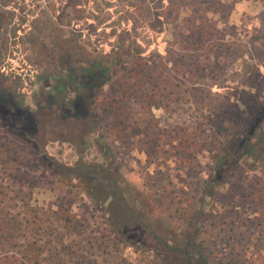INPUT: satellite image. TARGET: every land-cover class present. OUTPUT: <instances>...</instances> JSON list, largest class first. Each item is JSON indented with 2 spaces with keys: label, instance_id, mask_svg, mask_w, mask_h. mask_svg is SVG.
Instances as JSON below:
<instances>
[{
  "label": "rangeland",
  "instance_id": "374dc122",
  "mask_svg": "<svg viewBox=\"0 0 264 264\" xmlns=\"http://www.w3.org/2000/svg\"><path fill=\"white\" fill-rule=\"evenodd\" d=\"M211 1L220 5V13L209 12L205 18L217 22L221 32L225 29L228 47L219 52L215 48L207 56L201 53L195 63L184 55L182 45L172 44L176 27L166 24L162 14L170 0H0V107L27 119L14 125L26 128L23 135L1 122L0 139L22 145L19 171L50 178L42 161L48 156L65 166H97L102 176L111 173L113 181L110 185L105 180L103 185L88 176L83 190L84 183L70 179L71 184L81 185L80 191L72 192V210L81 232L59 247L60 258H65L60 264H178L167 258L164 242L178 248L192 242L193 252L203 254L206 264H264V222L260 219L264 143L256 144L215 186L209 177L213 154H192L177 161L169 144L176 128L207 129L212 124L210 113L228 115L231 109L214 100L217 95L231 96L243 83L264 96V39L250 38L264 36V21L255 18L264 13V0ZM189 3L198 13V5ZM138 54L150 68L163 67L173 75L179 72L180 93L171 86L163 93L168 107L145 110L128 103L126 121L119 127L115 107L95 109L96 125L90 115L69 118L66 107L77 80L79 86L84 83V79L69 78L73 67L79 76L82 68L97 70L85 81L81 98L90 102L89 88L103 84L97 95L110 100L120 96L111 82L130 68L129 59ZM202 69L205 74L215 72L220 80L209 84ZM107 79L110 83L105 84ZM65 115L69 117L60 125L57 118ZM151 116L157 126H148ZM47 129L59 131L54 140L43 138ZM253 153L256 157H251ZM7 172L0 168V183L11 185L4 180ZM46 188L41 183L32 189V205L46 208L67 189L62 184H57L54 193ZM169 190L194 202L198 212L195 240L174 216L161 211L159 204ZM118 191L125 207L117 206Z\"/></svg>",
  "mask_w": 264,
  "mask_h": 264
},
{
  "label": "trees",
  "instance_id": "16d2710c",
  "mask_svg": "<svg viewBox=\"0 0 264 264\" xmlns=\"http://www.w3.org/2000/svg\"><path fill=\"white\" fill-rule=\"evenodd\" d=\"M189 2L190 0H170L168 7L164 8L162 14L166 24L176 27L172 44L182 45L181 50L184 55L196 63L202 55H210L215 48L219 52L221 47L227 48L228 45L225 42L226 33H222L225 29L223 28L221 32L217 28V22L207 21L205 18L209 12L220 13V5L218 6L211 0H192L198 5V13H196L193 11L195 6ZM255 18L262 23L264 13L259 12ZM263 37L261 34L250 36L258 42L263 41ZM240 56H243V52ZM129 61L131 63L130 68H124V71L118 73L111 82L113 86H117V92L120 93V96L110 100H102L97 95L103 84L96 88H89L92 93L90 102L81 98L82 90L86 89L85 81L90 80L97 70L82 68L83 72L79 76L76 67H73V72L69 73V78H72L73 81L75 78L84 79V83L79 86L80 81L77 80L73 99L69 101L70 105L67 104L68 108L66 107L67 115L70 116L67 118L75 120L90 115L91 121L96 125L98 117L95 115V109H105L107 106L115 107L114 109H117V126L119 127L126 121V110L124 109L128 103H135L140 109L145 110L168 107V100H164L163 93L170 86L180 93L178 91L180 87L178 83L179 72L177 71V74L173 75L163 70V67L162 69L161 67L150 68L141 54L131 57ZM203 71L205 69H202L200 73L204 75L209 84H214L220 80L219 75L215 72L211 71L205 74ZM254 72L258 74L259 70L256 69ZM187 73L190 77L194 75L191 72ZM182 75H186V72ZM104 83H110L109 79L105 80ZM253 89L255 88L241 83L238 90L236 88L235 91H231L233 93L231 96L219 97L217 95L214 100L231 110L228 115L220 112L210 113L211 120L209 123L212 124L208 128L206 127L207 129L196 128L193 132L181 128L174 129L169 144L174 147L175 159L180 161V158H188L192 154L211 153L215 158L213 172L209 174L212 184L215 186L228 176L229 171L239 163L244 155L251 153L256 144L264 143V134L261 132L264 123V100H262L264 96L256 95L252 92ZM97 102L100 104L98 105ZM16 116L14 110L7 112L0 107V123L4 121L5 127L11 129L10 131L15 130L21 135L26 128L19 129L14 125L17 122L22 125V122L26 123L27 119L26 117L16 118ZM67 118L66 115L58 117L57 121L63 125ZM16 119L20 120L16 121ZM149 123L148 126H151V123L158 125V121L152 116ZM58 132L47 129L42 136L45 140H54L57 137L54 134ZM255 155L251 157H256ZM22 157V145L16 142L10 143L5 138L0 139V168L3 169V173L8 171L4 180L10 181L12 185L3 184V181L0 183V251H3L2 256H0V264L63 263L65 258H60L59 247L68 237L71 235L79 236L81 232L80 220L76 218L72 210L75 203L72 192L74 190L80 191L81 185L78 187L71 184L70 179L79 180V184L84 183L82 188L84 190L88 186L86 185L88 176L91 177V180L100 179L99 182L103 185L106 181L113 185L111 173L108 176H102L97 166L70 167L55 161L51 157L44 156L42 158L43 166L45 173L50 178H35L19 171ZM41 183H45L46 189L53 193L56 192L57 184H62L67 189L63 195L56 194V201L48 207H39L31 204V191ZM3 185L7 187L3 188ZM113 189L115 191L114 186ZM117 195L120 200L117 206L125 207L124 196L120 191L117 192ZM159 207L164 214L174 216L183 229L193 233L192 239H196L195 231L198 224L196 214L198 212L195 210L194 202L188 196L174 194L172 190H169ZM260 219L264 222V210L261 212ZM111 225L113 224L111 223ZM119 233L122 231L119 230ZM155 237L159 240L157 236ZM191 243L185 242L182 248L170 246L166 242L162 243V246L167 258L177 261L178 264H206L203 260V254L193 252L194 247L191 246ZM14 250L17 252L13 253ZM42 251H46L47 255H44ZM158 255L162 257L160 252Z\"/></svg>",
  "mask_w": 264,
  "mask_h": 264
}]
</instances>
